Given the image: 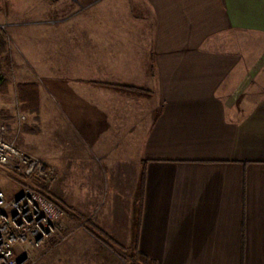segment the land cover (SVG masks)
Listing matches in <instances>:
<instances>
[{"label": "crops", "instance_id": "obj_1", "mask_svg": "<svg viewBox=\"0 0 264 264\" xmlns=\"http://www.w3.org/2000/svg\"><path fill=\"white\" fill-rule=\"evenodd\" d=\"M92 2L52 10L31 81L25 148L55 169L66 233L37 264H264V0ZM108 177L101 216L57 193Z\"/></svg>", "mask_w": 264, "mask_h": 264}, {"label": "rangeland", "instance_id": "obj_2", "mask_svg": "<svg viewBox=\"0 0 264 264\" xmlns=\"http://www.w3.org/2000/svg\"><path fill=\"white\" fill-rule=\"evenodd\" d=\"M57 1H59L58 6ZM92 1L0 0V35L7 45L3 81L0 82V119L6 124L8 139L27 153L29 152L25 146L29 141L26 140L28 130L25 128L33 124L34 119L33 115L28 113L29 111L22 109L16 95V85L19 82L35 81L42 88L46 87L45 81L48 80L45 74L50 70V25L56 18V13L53 14L52 10L56 8L66 10L70 3L71 9L82 10L89 7L88 4H92ZM255 38L254 36L250 38L252 45L250 55L258 56L254 66H259L264 61V39ZM36 59L40 63L36 64L34 62ZM112 179L91 178L93 183L90 185L87 178H67L65 181L57 182V193L64 194L70 203L88 202L94 211L92 216H101L105 213L114 194ZM69 180L74 182L76 180L72 190L67 187ZM51 182L47 185L37 183L45 187L47 191ZM25 184L27 181L11 168L0 165V189L7 197L18 193ZM61 228L65 233L62 226ZM51 242L52 240L43 245L39 251L32 250L28 262L37 264L39 258L49 251L48 246ZM17 249L20 250L19 246ZM131 258L133 257L125 258L126 264H130Z\"/></svg>", "mask_w": 264, "mask_h": 264}, {"label": "built area", "instance_id": "obj_3", "mask_svg": "<svg viewBox=\"0 0 264 264\" xmlns=\"http://www.w3.org/2000/svg\"><path fill=\"white\" fill-rule=\"evenodd\" d=\"M0 165L11 168L25 181L44 185L56 174L52 165L8 139L6 124L1 119ZM62 214L61 207L29 184L9 197L0 189V264H30L32 250L39 251L50 240L48 249L63 241L66 233L58 222Z\"/></svg>", "mask_w": 264, "mask_h": 264}, {"label": "trees", "instance_id": "obj_4", "mask_svg": "<svg viewBox=\"0 0 264 264\" xmlns=\"http://www.w3.org/2000/svg\"><path fill=\"white\" fill-rule=\"evenodd\" d=\"M7 54V45L5 43L4 38L0 35V82L3 81V67L4 61L6 59ZM16 92L19 101H21V107L23 110L34 112L38 109V86L35 82H19L16 85ZM143 183V178L141 184ZM27 184L31 185L32 187L36 188L39 192L46 196L45 192L46 188L39 185L34 180H28ZM130 264H152L151 261L146 259L142 255H138L136 257L131 258Z\"/></svg>", "mask_w": 264, "mask_h": 264}]
</instances>
